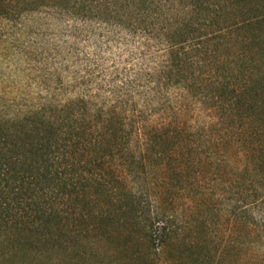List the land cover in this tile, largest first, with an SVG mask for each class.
I'll return each mask as SVG.
<instances>
[{
	"label": "rangeland",
	"instance_id": "rangeland-1",
	"mask_svg": "<svg viewBox=\"0 0 264 264\" xmlns=\"http://www.w3.org/2000/svg\"><path fill=\"white\" fill-rule=\"evenodd\" d=\"M130 24L89 19L53 5L0 15V133L20 137L71 128L86 140L120 137L131 155L113 166L135 199L151 191L141 211L172 227L169 245L160 255L151 252L145 231L136 228V214L121 197H102L95 213L66 198L55 205L50 229L33 235L12 227L1 235L0 264H141L147 257L156 264H189L200 243L213 251L216 264H264V197H251L252 180L264 177V152L261 165L246 172L240 145L205 146L210 138L222 145L227 136L219 110L193 86L236 56L231 48L216 53L210 37L195 49L215 62L214 69L194 66L183 77H170L167 44L136 33ZM253 123L264 150V115L256 114ZM163 127L183 138L191 146L185 152L197 159L213 153L217 167L199 165L206 173L203 191L211 197L194 202L184 192L168 195L174 185L154 180L157 167L168 161L148 162L146 145L151 131ZM236 209L247 224L232 218Z\"/></svg>",
	"mask_w": 264,
	"mask_h": 264
},
{
	"label": "trees",
	"instance_id": "trees-1",
	"mask_svg": "<svg viewBox=\"0 0 264 264\" xmlns=\"http://www.w3.org/2000/svg\"><path fill=\"white\" fill-rule=\"evenodd\" d=\"M52 5L89 19L131 23L136 26V33L162 40L168 46L170 77H183L194 66L206 71L214 69L215 62L208 61L209 57L203 59L205 54L195 49L204 39L214 38L218 45L216 53L231 48L236 56L234 63L220 66L217 75L209 72L199 85H193L197 95L219 110L220 128L227 136L222 145L210 138L205 146L211 144L221 149L238 144L249 163L246 172L261 165L264 150L262 142L256 139L260 131L253 128V117L264 115L261 92L264 91V0H0V15L10 17ZM232 42L235 46L230 45ZM58 131L52 128L41 134L36 130L20 137L0 133V236L12 227L33 235L43 228L50 229L57 219L53 213L55 205L66 198L95 213L102 197H121L127 209L136 214V228L145 231L149 250L160 255L174 231L168 223L141 211L142 198L149 201L153 197L150 190L137 200V195L122 185L113 165L131 155L126 143L116 135L86 140L83 133L71 128ZM146 146L148 162L168 161L157 167L154 179L174 185L166 194L184 192L194 202H199L197 197H211L203 191L206 173L199 165L210 164V171L217 167L213 153L206 160L197 159L193 151L186 153L185 149L191 146L167 127L152 130ZM176 160V166L170 162ZM255 179L251 183L254 188L251 197H264V177L259 175ZM202 201L206 200L201 199V204ZM238 215L237 209L233 211L236 222L248 223L247 218ZM111 221L107 219L105 225L108 227ZM38 242L46 244L41 239ZM194 245L190 251H194ZM215 256L208 245L200 243L198 251L191 252L189 264H216ZM139 260L141 264H156L148 257Z\"/></svg>",
	"mask_w": 264,
	"mask_h": 264
}]
</instances>
